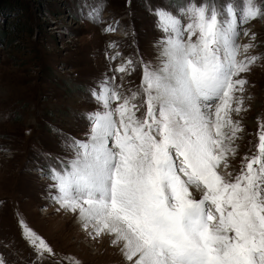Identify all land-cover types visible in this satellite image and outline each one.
<instances>
[{
  "label": "snow or ice",
  "instance_id": "1",
  "mask_svg": "<svg viewBox=\"0 0 264 264\" xmlns=\"http://www.w3.org/2000/svg\"><path fill=\"white\" fill-rule=\"evenodd\" d=\"M219 2L154 10L160 64L143 66L141 104L133 93L113 107L121 97L105 84L93 93L102 110L89 115L87 139L71 140L72 158L49 167L53 201L93 238L111 235L130 264H264V125L239 174H224L242 131L232 118L244 103L241 74L257 59L239 38L264 11L245 0L238 16ZM86 15L97 22L95 10ZM133 70L131 60L114 69Z\"/></svg>",
  "mask_w": 264,
  "mask_h": 264
},
{
  "label": "rangeland",
  "instance_id": "2",
  "mask_svg": "<svg viewBox=\"0 0 264 264\" xmlns=\"http://www.w3.org/2000/svg\"><path fill=\"white\" fill-rule=\"evenodd\" d=\"M187 3L0 0V260L5 264H130L111 235L93 238L78 214L53 201L49 167L59 169L60 161L72 158L67 148L71 140L87 139L89 115L102 110L93 93L105 84L121 97L113 107L133 93L138 94L133 102L141 104L143 66L160 64L164 33L154 10L176 12ZM244 3L220 0L217 7L225 11L231 4L239 16ZM254 3L264 11V0ZM92 10L98 13L97 22L87 18ZM109 27L115 31H106ZM243 28L249 35L241 34L239 43L253 44L247 55L257 59L249 73L241 74L247 80L244 103L239 114H232L242 128L236 155L229 157L224 173L232 176L239 174L244 157L256 152L264 125V18ZM128 60L133 71H114ZM25 227L35 234V245L26 238ZM40 239L52 253L41 250Z\"/></svg>",
  "mask_w": 264,
  "mask_h": 264
},
{
  "label": "bare ground",
  "instance_id": "3",
  "mask_svg": "<svg viewBox=\"0 0 264 264\" xmlns=\"http://www.w3.org/2000/svg\"><path fill=\"white\" fill-rule=\"evenodd\" d=\"M45 182H47V179H44ZM78 222H81L80 219H78Z\"/></svg>",
  "mask_w": 264,
  "mask_h": 264
}]
</instances>
